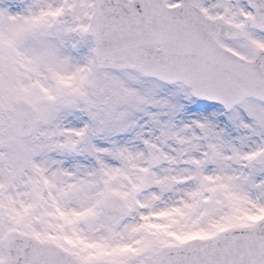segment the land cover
<instances>
[{"label":"snow or ice","instance_id":"1","mask_svg":"<svg viewBox=\"0 0 264 264\" xmlns=\"http://www.w3.org/2000/svg\"><path fill=\"white\" fill-rule=\"evenodd\" d=\"M0 264H264V0H0Z\"/></svg>","mask_w":264,"mask_h":264}]
</instances>
